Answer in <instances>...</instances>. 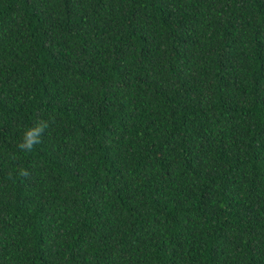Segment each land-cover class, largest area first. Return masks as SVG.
I'll return each instance as SVG.
<instances>
[{"label":"trees","instance_id":"trees-1","mask_svg":"<svg viewBox=\"0 0 264 264\" xmlns=\"http://www.w3.org/2000/svg\"><path fill=\"white\" fill-rule=\"evenodd\" d=\"M0 264H264V0H0Z\"/></svg>","mask_w":264,"mask_h":264},{"label":"clouds","instance_id":"clouds-1","mask_svg":"<svg viewBox=\"0 0 264 264\" xmlns=\"http://www.w3.org/2000/svg\"><path fill=\"white\" fill-rule=\"evenodd\" d=\"M48 127V121H41L35 127L26 129L22 142L18 144V148L24 152L33 151L35 146L41 143V136ZM19 174L25 178L30 175L27 170H21Z\"/></svg>","mask_w":264,"mask_h":264}]
</instances>
